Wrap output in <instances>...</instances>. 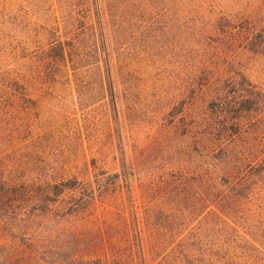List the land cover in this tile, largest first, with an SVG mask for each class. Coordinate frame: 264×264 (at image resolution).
<instances>
[{
    "label": "rangeland",
    "instance_id": "1",
    "mask_svg": "<svg viewBox=\"0 0 264 264\" xmlns=\"http://www.w3.org/2000/svg\"><path fill=\"white\" fill-rule=\"evenodd\" d=\"M81 1L0 0V264H264L223 241L250 205L228 219L206 188L220 153L208 105L230 57L264 89V56L228 55V29H205L241 2L126 0L105 45L96 30L77 62L57 61L59 41L96 24ZM154 234L167 237L155 252Z\"/></svg>",
    "mask_w": 264,
    "mask_h": 264
},
{
    "label": "trees",
    "instance_id": "2",
    "mask_svg": "<svg viewBox=\"0 0 264 264\" xmlns=\"http://www.w3.org/2000/svg\"><path fill=\"white\" fill-rule=\"evenodd\" d=\"M180 1L183 4L186 0ZM187 1L184 5L200 10L206 5L216 7L219 0ZM237 1L241 2L237 11H222L219 14L215 12L205 29L211 33L224 32V34L228 29L230 35L228 55L236 54L237 47H241L249 54L264 56V0ZM127 3L126 0L81 1L80 6L87 12L85 18L89 19L96 15V24L83 26L86 29L83 33H86L77 38L66 37L65 40L59 41L56 48L59 52L57 61L66 63L70 60L72 64L77 62L80 57L75 53V49L86 41L88 38L86 35L96 41L98 38L96 30L99 31L101 42L105 45L111 37L110 31L115 28L117 14ZM238 11L242 12L240 13L242 16H239ZM241 21L246 23V27L237 26ZM105 30H108V35L105 34ZM70 39H73V44H70ZM230 59L233 62L227 69L228 79L220 93L208 105V110L214 119L210 125L213 144L214 147L220 148V153L213 160L212 173L206 186L209 191L207 195L216 210H221L228 219H235L238 216L235 206L239 205L242 208L250 205L249 208L239 211V219L244 224L242 234L237 232L233 238L228 235L223 241L227 247L244 252L243 255L246 257L260 255L264 260V89L253 84L244 69L236 67L235 59L233 57ZM250 121L256 122L253 128L248 126ZM129 175V172L124 171L123 176L126 180ZM115 176L117 179L120 177L119 174ZM76 182L67 181L62 191L56 193V197H48L49 191L45 195L48 194L46 197L50 198L48 200L51 203L57 202L59 196L66 190L75 188ZM89 197L95 198L93 190ZM138 223L133 215L132 224L135 229ZM159 223V217H152L148 224L158 228ZM224 234L218 232L215 236H226ZM146 238V242L154 252L162 249L167 240V237L161 234L149 235ZM143 239L142 235L136 234L131 244L132 250L137 249L139 255L144 248ZM210 240L213 243V240L216 242L218 238L210 237ZM95 262L102 264L101 259Z\"/></svg>",
    "mask_w": 264,
    "mask_h": 264
}]
</instances>
